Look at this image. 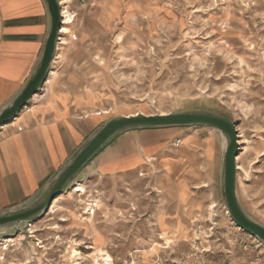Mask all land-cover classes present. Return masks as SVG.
<instances>
[{
    "label": "rangeland",
    "instance_id": "rangeland-1",
    "mask_svg": "<svg viewBox=\"0 0 264 264\" xmlns=\"http://www.w3.org/2000/svg\"><path fill=\"white\" fill-rule=\"evenodd\" d=\"M60 2L70 31L51 64L55 86H43L50 96L56 87L74 106L89 93L87 111L102 120L205 110L233 121L237 195L264 225V0ZM143 175L83 172L41 219L0 238V264H264L218 181L171 223V202Z\"/></svg>",
    "mask_w": 264,
    "mask_h": 264
},
{
    "label": "crops",
    "instance_id": "crops-1",
    "mask_svg": "<svg viewBox=\"0 0 264 264\" xmlns=\"http://www.w3.org/2000/svg\"><path fill=\"white\" fill-rule=\"evenodd\" d=\"M47 28L42 0H0V107L29 77L41 53ZM52 80L55 86V79ZM68 101L56 87L52 96L48 89L42 88L10 124L0 129V211L35 195L106 121L100 119L101 114L87 111L94 105L91 94L78 98L74 106ZM194 128L199 129L123 133L76 177L85 171L108 179L152 176L153 188L171 202L166 207V217L175 223L183 218L185 210L198 208L201 190L207 183L219 182L220 137L215 130L213 133L206 127Z\"/></svg>",
    "mask_w": 264,
    "mask_h": 264
},
{
    "label": "water",
    "instance_id": "water-1",
    "mask_svg": "<svg viewBox=\"0 0 264 264\" xmlns=\"http://www.w3.org/2000/svg\"><path fill=\"white\" fill-rule=\"evenodd\" d=\"M48 28L39 58L20 90L0 107V129L10 124L46 83L57 52L62 26L59 0H42ZM206 127L215 130L221 140L219 172L220 200L231 221L264 245V225L254 220L241 205L237 195L238 133L233 121L205 110H182L170 113L120 115L102 122L63 163L47 182L27 201L0 211V238H12L21 226L41 219L80 171L117 136L140 130Z\"/></svg>",
    "mask_w": 264,
    "mask_h": 264
},
{
    "label": "bare ground",
    "instance_id": "bare-ground-1",
    "mask_svg": "<svg viewBox=\"0 0 264 264\" xmlns=\"http://www.w3.org/2000/svg\"><path fill=\"white\" fill-rule=\"evenodd\" d=\"M60 5L62 6V4H61V2H60ZM61 10H62V8H61ZM62 19H63V17H64V20H63V26H61V29H60V35H62V34H66V33H69V28H67L65 25H66V19H65V14H64V12H63V10H62ZM59 42H60V38H59ZM59 42H58V44H59ZM56 54H57V52H56ZM56 56V55H55ZM51 69L52 68H50V70H49V75H48V79L46 80L47 81V83L45 84V85H47L48 84V82H49V84H51V81L49 80L50 78H53V79H55V74H54V72L53 71H51ZM107 113V112H106ZM101 113H99V114H95V115H100ZM105 114V113H104ZM238 168H239V166H238ZM75 181H76V179H74L72 182H71V184L67 187V190L68 189H70L71 187L73 188L76 184H75ZM49 211H50V209H49ZM52 212V211H51ZM48 213V212H47ZM31 227V226H30ZM6 239H8V238H6Z\"/></svg>",
    "mask_w": 264,
    "mask_h": 264
},
{
    "label": "built area",
    "instance_id": "built-area-1",
    "mask_svg": "<svg viewBox=\"0 0 264 264\" xmlns=\"http://www.w3.org/2000/svg\"><path fill=\"white\" fill-rule=\"evenodd\" d=\"M60 1V0H59ZM61 8H62V6H61ZM61 15H62V10H61Z\"/></svg>",
    "mask_w": 264,
    "mask_h": 264
}]
</instances>
